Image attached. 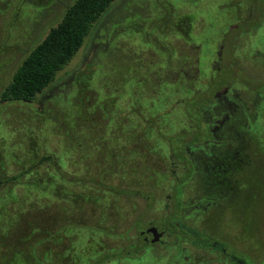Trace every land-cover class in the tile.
Returning <instances> with one entry per match:
<instances>
[{
	"label": "rangeland",
	"instance_id": "1",
	"mask_svg": "<svg viewBox=\"0 0 264 264\" xmlns=\"http://www.w3.org/2000/svg\"><path fill=\"white\" fill-rule=\"evenodd\" d=\"M73 1L0 0V92L11 81L21 60L44 38L49 29L61 20L65 8ZM228 1L114 0L93 24L83 45L71 61L57 73L55 80L39 93L33 102L0 103V153L3 163L2 168L0 167V180L3 179L2 176H11L21 169L16 162L17 159L23 157L19 159V162L32 163L34 159L24 157H30V151L35 148L38 151V157L45 154L64 156L65 153L61 172L68 176L95 178L101 175L105 165L83 166L86 161L91 160V157L83 155L78 157L81 164H69V159L64 160L68 154L66 117L68 123L73 126L77 115L76 108L90 107L94 87L99 89L102 96H118V105L127 112L130 100L123 96L124 90L129 92L130 85L138 83L140 78L147 83V86H143V99L157 101V87L159 91L171 87L176 89L177 94H174V99H181L187 89L204 91L210 79V72L217 65L218 55L213 58L211 64L213 68H209L210 72L204 73L199 69V64L203 62V57H200L201 61L198 62L199 55H196L195 66L185 67L182 64L181 53L193 50L184 46L185 41L180 39L179 43H183V47L180 48L181 53L165 51V47L173 48L172 43L177 39V34H174L171 29L167 30L166 34L157 33L160 30L161 15L167 16L166 13L170 11L171 22L184 14L195 17L194 30L203 33L201 35L203 36L205 35V19L208 20L212 16L211 19L218 27L224 26V29H228V26L237 22L238 19L253 17L256 14L255 4L257 6V2L263 0H239L241 4L228 8L226 13L225 9H220L221 6L218 4L228 3ZM217 11L223 14V18L218 17ZM261 13L264 14V7ZM214 23L212 24L215 25ZM262 24L264 25V15ZM154 25L158 27L155 26V31L152 33L151 27ZM145 29L146 35L150 33L148 39L143 38ZM252 39L251 32L245 34L243 45L246 47V42ZM96 43L97 46H94ZM199 44L203 50L204 44L197 42L198 48ZM218 51L219 45H217L216 53ZM144 58H147L146 64L140 66V60ZM256 71H246V73L255 78ZM229 75L230 71H225L224 77ZM161 78H167L166 81H169L168 78H173V82L169 83L171 87L165 86L167 83ZM74 80L89 84V91L85 90L80 95L79 85H76ZM241 89L242 87H237L236 93L241 94ZM87 98L89 101L86 102ZM174 99L171 98L162 109L155 111V115L168 113L170 116L171 124L162 125L161 132H167L168 128L173 131L176 128L177 130L190 128L192 125L185 115L182 100L175 102ZM189 107L190 105L187 104V108ZM118 113L121 112L113 114L118 116ZM190 136L192 139H199L201 135ZM181 138V136L171 138V147L176 148L175 143L179 144ZM120 140L119 138L118 141ZM152 142L154 144H146L148 149L145 148L143 154L136 156L135 161H130L131 167H127L129 178L133 179L134 183L123 187L122 178L117 173L112 174L111 179L104 181L107 185L119 189L148 193L153 196L148 203L139 196L113 191L107 185L103 186L90 181L70 183L66 179L58 180L57 177L56 182L59 186L89 196L90 199H81L82 205L75 207L63 195V197H53L54 192H47L48 194L40 192V184L32 183L30 197H26L28 190L18 195L22 198L14 211L8 206L5 207V203L6 201L14 202L17 194L8 193L3 197L0 196V264H41L39 259L46 261V264L47 262L54 264L55 256L57 258L59 256L55 264H61L62 260L65 262L68 257L67 264H86L96 249V241L104 246H114L116 249L125 248L127 241L124 236L128 234L129 237H134L135 230L130 229V226L137 215L144 212L141 217L142 222L164 216L162 207L172 184L167 164L169 148L168 142L163 137L159 140L153 138ZM253 144L256 145L254 142ZM252 148L246 154L249 157V165L244 164L243 170L240 171L244 175L249 174L248 182L241 188V193L230 196V199H236L238 202L236 213L223 206L221 207L223 211L210 209L208 216L214 219H204V222H206V229L210 231L242 234L241 240L244 244L242 247L239 246L240 250H243L239 253V257L244 264H264V147L259 150V153ZM14 152L16 154H13ZM45 167H48V170L56 176V169L52 164L43 165L38 173H46ZM129 178L126 180L130 182ZM12 186L11 183L0 185V194ZM18 187L15 185L16 189H19ZM27 188L28 186L24 189ZM49 189H52L51 185ZM57 193L62 194L59 189ZM189 194L188 190L186 201L190 199ZM40 195L46 196V207ZM31 198L37 199L35 207H30ZM176 217L173 216L172 219ZM164 222V219L158 221L157 227L163 226ZM144 225L143 223L142 227ZM99 229L103 231L100 237ZM6 230L11 232L6 234ZM49 234L53 239L44 243L40 242ZM56 243H60L58 253H56ZM185 247L189 246L185 245ZM172 251L173 246L156 243L147 248L141 259L117 258L115 264H175L174 254L171 256ZM70 252L76 254L71 256ZM202 259L192 262L181 260L179 264H232L223 259L222 261L209 259V257Z\"/></svg>",
	"mask_w": 264,
	"mask_h": 264
},
{
	"label": "flooded vegetation",
	"instance_id": "2",
	"mask_svg": "<svg viewBox=\"0 0 264 264\" xmlns=\"http://www.w3.org/2000/svg\"><path fill=\"white\" fill-rule=\"evenodd\" d=\"M257 3V6L256 4L254 6L256 14L253 17L238 19L237 22L229 25L228 29H224V26L218 27L211 19L212 16L208 20L204 18L205 35L203 36H201L203 33L194 30L195 17L184 14L172 23L169 20L170 11L166 13L167 16L161 15L159 24L161 33L171 29L177 34V41L172 43L173 48H170V53L177 51L181 53L180 48L183 47V43H179L180 39L185 41L184 46L193 50L181 53L182 64L185 67L195 66L196 55H199L198 62L201 61L200 57H203L199 69L204 73L210 72L209 68H213L211 64L216 55H218L217 65L210 72L205 90L200 91L202 98L197 97L196 94V99L188 100L193 96L191 94L182 100L186 117L188 118V112H192L193 118H188L191 127L178 130L176 128L166 137L169 148L167 164L172 184L162 207L164 216L142 222L141 217L144 212L137 215L133 226H130V229L135 230L134 237H129L128 234L124 236L127 241L125 248H118L120 252L117 254L114 246H104L96 241V249L86 264H115L117 258L141 259L147 248L156 243L173 246L171 256L174 254L175 264L177 262L179 264L181 260L192 262L207 257L214 260L223 259L232 264H244L239 257V253L243 251L239 248L244 244L241 240L243 235H239L238 232L224 234L221 231L207 230L204 219L213 220L214 217H209L208 212L210 209L223 211L222 206L236 213L238 202L236 199H230V196L241 193V188L250 177L249 174L244 175L240 172L244 164L249 165V157L246 154L251 147L258 153L264 147V25L262 24L264 14L261 13L264 6ZM240 4L239 0H229L228 3H219L218 6L220 5V9H225L227 13L228 8ZM217 12L218 17L223 18V14ZM250 32L253 34V39L247 41L245 47L243 37ZM199 36L201 37L198 38ZM197 42L204 44L203 50L201 44L199 48L196 46ZM217 45L219 51L216 53ZM94 46H97V43ZM146 60L147 58L140 60L139 65L145 66ZM228 70L230 75L224 77L225 71ZM254 70H257L255 78L246 73ZM161 79L167 80V78ZM168 79L167 84L173 82V78ZM239 86L242 87L241 94L236 93V88ZM203 98L205 103L200 104L199 99ZM187 104L190 105L189 108ZM192 134L201 136L199 139H192L190 136ZM180 136L181 142L175 143L176 148L175 146L172 148L170 139ZM188 190L190 199L186 201ZM141 193L139 197L147 203L153 198L148 193ZM173 216L177 217L172 219ZM161 219L165 220L164 225L157 227V222ZM143 223L144 227H142ZM155 236H158V239L152 241Z\"/></svg>",
	"mask_w": 264,
	"mask_h": 264
},
{
	"label": "trees",
	"instance_id": "3",
	"mask_svg": "<svg viewBox=\"0 0 264 264\" xmlns=\"http://www.w3.org/2000/svg\"><path fill=\"white\" fill-rule=\"evenodd\" d=\"M113 1L114 0H74L71 5L67 6L61 20L54 27H51L44 38L21 60L12 75L11 81L0 92V103H17L18 101L26 103L33 102L36 96L55 80L57 73L71 61L73 56L83 45L93 24ZM262 5L264 6V0L261 2V6ZM155 26L157 25L151 27L152 33L155 31ZM145 32L146 29L143 38L145 37L148 39L150 33L146 35ZM157 33H161V31L159 30ZM163 34L166 33L164 32ZM169 50V47H165V51L170 52ZM139 80L138 83H132L130 85L129 92L124 90L123 96L130 100L127 112H124L123 108L118 105V96H102L99 89L94 87V95L91 98L92 101L89 103L90 107L83 109L76 108L77 115L73 126L68 123V118L66 117L67 124L65 133L68 138V157L66 156L64 160L69 159V164H81L79 161L81 155L84 157H91V160L86 161L83 166H93L95 164L101 167V165H105V169L101 175L95 178L89 176L79 177L78 175L68 176L66 173L61 172L63 158L66 155L65 153L64 156L45 154L38 157V151H36L37 149L35 148L33 151H30V157H24L26 159H34L32 163L19 162V159H23V157H21L16 160L21 169L11 176H2L3 179L0 180V185L11 183L13 186L1 193L0 196L3 197L8 193H10V195L17 194L14 202L6 201L5 207L8 206L10 210L13 209L15 211L16 205H18L17 203L21 202L22 198L18 197V195L28 190L29 193L26 197H30V187H32V183L40 184V192H54L53 194L55 196L52 195L53 197H66L68 201L71 202V205L75 207L82 205L81 199H90L89 196H84L72 189L59 186L56 182V177L58 180L59 178L66 179L70 183L90 181L105 186L107 184L104 183V181L111 179L112 174L117 173L120 174L122 178L123 187H126L132 182L134 183L135 181L129 178V172L127 170V167L129 168L130 166L129 163H132L130 161H135L137 155L143 154L142 152L145 148L148 149L146 144H154L152 142L153 138L159 140L160 137H163L166 140V137L174 132L171 128H168L167 132H161L160 127H162V125L168 126L171 124L170 116L168 113L155 115V111L162 109L166 103H168V100L171 98L174 99V94H177L175 93L177 92L176 89L174 90L170 84H165V86L168 85L171 88L159 91V87H157V101L150 100L149 98L143 99L144 94L142 90L143 86H147V83L143 82L141 78ZM74 82L76 85H79L80 95L83 94L85 90L89 91V84H84L78 80H74ZM81 85H83V87H81ZM185 92L186 94L181 99H174V101L177 102L178 100L186 99L191 94H193V96L188 98V100L193 98L196 99V94L197 97L201 96L200 98H202L200 90L190 91L187 89ZM199 100L200 104L205 103L204 98ZM87 101H89L88 98L86 99V102ZM150 108L151 110L149 111ZM115 112L121 113L115 116L113 114ZM187 116L189 119L193 118L192 112H188ZM119 138L121 139L120 141H118ZM113 143L116 144L113 145ZM13 154L16 153L14 152ZM1 155L0 153V160L2 158ZM14 158L15 157H13V159ZM27 163L28 165H26ZM47 164H52L55 167L56 176L48 170V167H45L46 173H38L40 167L43 165L47 166ZM2 165L3 163L1 160V168ZM127 178L130 179V182L126 180ZM15 185L16 187L19 186V189H16ZM49 185H51L52 189H49ZM27 186L28 188L24 189ZM107 186L113 191H120L136 196L142 195L140 191L119 189L110 185ZM58 189L60 193H62L61 195H58ZM40 199L44 201V206L46 207V196L40 195ZM36 200L35 198L30 199V207H35ZM9 232H11V230H6V234ZM101 233H103V231L99 229V237ZM51 239L53 238L49 234V236L42 238L40 242L44 243ZM59 245L60 243L55 244L57 247L56 253L59 252ZM74 252H70L71 256L76 254ZM116 252L118 254L120 251L117 249ZM58 258L55 256V260L53 259V261L56 263ZM68 259L69 257L65 260L66 263L62 260L61 264H67L69 261ZM45 262L39 259V263L46 264ZM47 264L50 263L47 262Z\"/></svg>",
	"mask_w": 264,
	"mask_h": 264
},
{
	"label": "water",
	"instance_id": "4",
	"mask_svg": "<svg viewBox=\"0 0 264 264\" xmlns=\"http://www.w3.org/2000/svg\"><path fill=\"white\" fill-rule=\"evenodd\" d=\"M157 239H158V236H155V237L152 238V241L157 240Z\"/></svg>",
	"mask_w": 264,
	"mask_h": 264
}]
</instances>
